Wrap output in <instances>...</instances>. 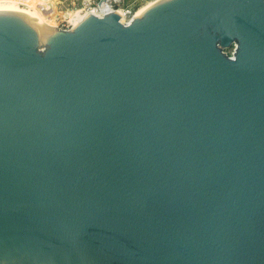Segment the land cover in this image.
I'll return each instance as SVG.
<instances>
[{
	"label": "water",
	"instance_id": "water-1",
	"mask_svg": "<svg viewBox=\"0 0 264 264\" xmlns=\"http://www.w3.org/2000/svg\"><path fill=\"white\" fill-rule=\"evenodd\" d=\"M0 264H264V0L0 8Z\"/></svg>",
	"mask_w": 264,
	"mask_h": 264
},
{
	"label": "rangeland",
	"instance_id": "rangeland-1",
	"mask_svg": "<svg viewBox=\"0 0 264 264\" xmlns=\"http://www.w3.org/2000/svg\"><path fill=\"white\" fill-rule=\"evenodd\" d=\"M14 1L18 6L24 7L26 9H29L30 11L35 12L36 14H39V18H43V16L46 18V14L48 12L53 13V18H51L55 22V26L59 28H70L71 24L68 23L67 20L58 18L54 14L55 11H66L68 9H78L80 13L82 14V9L85 8L86 3L89 1V4H94L96 0H0V3L3 2H11ZM42 6V7H41ZM39 7L42 8V12H37V9ZM233 46H229L228 48H225L224 51L230 55L233 51Z\"/></svg>",
	"mask_w": 264,
	"mask_h": 264
},
{
	"label": "bare ground",
	"instance_id": "bare-ground-1",
	"mask_svg": "<svg viewBox=\"0 0 264 264\" xmlns=\"http://www.w3.org/2000/svg\"><path fill=\"white\" fill-rule=\"evenodd\" d=\"M104 1L105 0H101L100 3L96 1L95 3H97L96 5L99 6V8L94 6L93 8H90V11L93 12V13L94 12H102V11H104V8L106 6ZM157 1H159V0L149 1L148 3L146 2L147 4L144 3L146 5L143 4L144 6L142 5V7H140L139 10L136 11L134 16L138 15V14H141L146 8H148L149 6H151L152 4H154ZM41 7H39V9H37V12L43 13L41 11L42 10ZM0 8H12V9H16V10L22 11V12L28 14L29 16L33 17L35 19V21L38 23V26H40V25L42 26L44 24L45 26H49V27H53V28L56 27L57 28V26H55V22L51 19V18H53V13H51V12H48L46 14V18L47 19H44L45 18L44 16H43V18H39V17H42V16H39V14H36L35 12L30 11L29 9H26L24 7H21V6H18L14 1L0 3ZM54 14L58 18H62V19L67 20L68 23H70L71 25L76 24L84 16L83 13L81 14L78 9H68L66 11H59L58 10V11H55ZM44 35L45 34H43V36Z\"/></svg>",
	"mask_w": 264,
	"mask_h": 264
},
{
	"label": "built area",
	"instance_id": "built-area-1",
	"mask_svg": "<svg viewBox=\"0 0 264 264\" xmlns=\"http://www.w3.org/2000/svg\"><path fill=\"white\" fill-rule=\"evenodd\" d=\"M96 1L99 3L101 2V0L100 1L96 0ZM149 1H154V0H105L104 2H105L106 6L104 8V11L94 12V13L90 11V8H93L94 6L99 8V6H97L96 5L97 3H95V2L93 5L89 4V1H88L86 3L85 8L82 9V13H83V15H85L87 13L102 15V14H105V13H108L111 11H117L119 16L122 18V23L127 24L133 19L136 11H138L139 8L142 7V5L144 3H146V2L148 3ZM146 4H144V5H146ZM64 29H68V27L64 28Z\"/></svg>",
	"mask_w": 264,
	"mask_h": 264
}]
</instances>
